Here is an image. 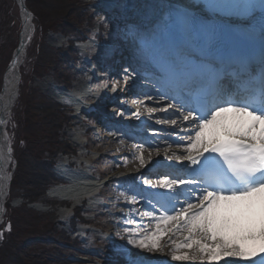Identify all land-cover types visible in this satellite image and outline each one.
Segmentation results:
<instances>
[{
  "label": "snow or ice",
  "instance_id": "1",
  "mask_svg": "<svg viewBox=\"0 0 264 264\" xmlns=\"http://www.w3.org/2000/svg\"><path fill=\"white\" fill-rule=\"evenodd\" d=\"M209 6L221 10L242 7L249 12L257 8L251 0L242 4L209 0ZM258 7L264 15V0ZM186 23L195 26L194 21ZM166 71L178 94L199 89L204 102L195 108L184 103L157 108L145 106L140 99L134 101L137 110L133 115L137 119L142 112L151 116L174 108L180 112L181 131L192 125L195 131L187 135L188 144L181 154L168 155V149H164L166 159L187 162L185 174L169 178L165 173L155 180L143 179L148 187L167 189L172 196L161 203L164 210L159 215L153 211L155 204L153 210L141 213L154 222L150 231L140 235L139 231L125 230L128 244L149 252L163 251L161 241L168 236L175 261L264 264V46L258 67L247 64L226 71L223 58L218 59L209 49L199 55L186 50L181 60L168 61ZM130 79V74L125 75L123 85L128 87ZM156 123L177 126V119L157 118ZM207 129L212 130L211 138L205 135ZM133 147L138 153L135 159L143 167L147 149L143 143ZM154 151L159 155V148ZM151 155L149 152V159ZM120 196L129 199L124 191ZM132 201L138 202L135 195ZM177 234L183 236L179 243L172 239Z\"/></svg>",
  "mask_w": 264,
  "mask_h": 264
},
{
  "label": "rangeland",
  "instance_id": "2",
  "mask_svg": "<svg viewBox=\"0 0 264 264\" xmlns=\"http://www.w3.org/2000/svg\"><path fill=\"white\" fill-rule=\"evenodd\" d=\"M30 1L31 5H26V8L28 9V11H31V13H33L35 19L33 21H29L32 29V31L30 32L31 38L29 39L28 44H26L27 46L25 47L24 53L21 56L22 64L19 70V90L17 98L12 105L11 111L7 117V123L5 126V130L8 135L9 146H11L10 154L12 159L9 166L10 169L8 168L9 171L7 170V172L11 174V176H14V174H16L19 170L18 164L24 162V160L19 162L20 158L24 155L26 158V154L28 152V150H25L26 147L23 143L26 134L25 123L28 121V116H26L28 106L32 105L33 103L41 104L44 102H50V104L58 105L59 113L62 114L60 116V119H62L63 116L64 120L67 123V125L66 123L64 125V130L70 144L69 149H73V147L76 148L73 145H78L79 143L92 150L98 148V150L95 151L97 154H95V152L91 154L90 152L81 150L82 146L76 148V152L78 155L76 159L82 157L80 161L84 162V164L78 165L75 161L76 159L72 158L71 156L70 160L72 162L74 160L75 162H73L72 166L69 167L70 171L69 169H66L67 172H69V176H65V174L59 172L60 169L58 168H61L62 166V164L60 163L65 159L60 156V158L57 159V164L54 169L56 175L58 176V179H64L65 184H70L72 186L73 184L80 182L79 176L82 175L81 171L87 170L89 172L86 177H89V179L93 180L92 182L95 183L94 185L96 187L90 189H86L83 187L81 188V190L78 192L79 194L77 195L80 196L82 192L86 193V198L84 199V201H81L80 199L75 201L73 200L72 202H67L69 203L70 207H67L64 210L60 209L58 211H55L56 207H51L52 205L49 206L47 204L50 208L46 209L44 212H41L38 211L40 210V208H38L37 204L43 198H37L36 200H34V202H31L34 203V205H30L31 203L30 201H28L29 199H27L29 198V195L25 196L24 193L25 187H14V183L16 181H14L12 178H10V180L8 179L7 199L3 204L4 216L2 217L3 221L0 224V234H2L0 235V248L8 251L10 255H17L19 258L23 259L22 263L25 264H27V260H29V258H44L48 254L53 256L54 259L59 257L58 259H56L58 264H113L110 255L114 256L115 258L116 256H119L118 258H122V261L128 260L125 256L128 249H132L135 251L140 250L141 252H144L145 249H140L128 244L127 234L117 237L119 238L118 241L120 239L125 240V242L127 243L126 246L106 243L107 240L113 237L112 227L123 230V227L132 226V224L128 222L123 223L122 219L117 218L118 216L116 215H112L113 213L111 214L110 211L112 210L105 208L108 205L106 200H109L111 204V200H113L114 194H116L117 190L121 188V186L116 183V179H112L111 181L106 180L107 184L105 186L101 185V183H97L98 177L96 172L100 173L101 176L103 175L102 177H104V179H111V177L106 176L107 173L104 174V172L109 169V172H111L112 168H114L115 162L114 160H112V162H109V159L105 157L107 164L106 167H104L101 166L102 163L96 161L101 156L102 149L100 148L101 143L99 144L97 142L98 135L96 134L99 133L95 129V131H89L85 134L84 130H82V133L75 137V139H77V141H74L75 144L71 140L70 136L71 131L80 129V125H82L83 128H89V125L96 124L95 119L100 122V118L98 117L99 115H78L75 110L76 107L73 103L72 106L70 105L71 102L62 103L58 100V98L57 101L53 103V101H50V99L52 100L54 97L50 90L47 88L48 86L52 89L54 88L56 94L58 92L57 95L60 96L58 90L63 92V90H61L60 88L61 85H59L61 84V82H57V80H59L60 78L61 80L69 79V81H73L75 82V84H77L82 78L87 79L88 71H95L97 66L96 60H93L95 64L92 65L91 59L93 57L102 59L104 56H108L110 48L112 47V45H114V43L115 45H117L119 39L114 38L110 40V43H103L101 45H97V43H95L92 39L88 42H84L83 44H77L71 49L72 52L70 50L71 54L67 56L68 59H65L62 53L66 50H69L68 48H70V45L67 46L68 43L66 40L68 38L64 39V31L60 32V30L54 27L53 23H48L51 18V13L53 12L50 10L48 13L46 12V14L44 12L45 10H42V8L38 7L37 2H39L40 4L41 0ZM88 1L90 0L77 1L79 3L78 9H83L82 13L80 14L81 20H83L81 22V29H83L82 31L84 32V34H86L87 37L100 38V35H102V37L106 40L108 39L107 30L114 33L112 29L117 26H114L112 23L114 20L112 18L110 19V17H108V15H106V13H104L103 10L100 9V6H102L103 4L97 0H94L93 3H91L92 5L89 9V13L86 12V8H88L86 7ZM73 4L74 3H72V5ZM19 12L20 11L14 0H0V25L3 24L4 30L11 29V36H7L5 38L7 40V44L5 45V54L0 55V93L3 89V75L8 64L7 62L12 58V56L14 55V51L19 47L20 44L19 35L21 34L23 27V17L20 16ZM59 12L60 13L55 14L56 18H67V16L64 14L65 11H62V9H60ZM101 12H103L104 15ZM87 14H89V16L93 19L92 22L88 20ZM97 14L99 17L101 16L99 26L97 25L98 20L95 18ZM32 22H34L33 25ZM87 25H90V27H88ZM101 28H103L102 31L99 30ZM2 57H5V59H3ZM55 67L59 68L56 69ZM82 68H85L87 72H83ZM106 74L107 73H105L104 75ZM74 86V84L71 85L68 91H74ZM103 89L105 90L106 88L101 83L98 84V87L92 86L89 89H86V91L90 92L88 93L90 96H94L96 94H101L100 92ZM67 94L72 93L67 92ZM75 117L79 120V123H76L75 120H73ZM92 119L94 120V122H92ZM139 122L140 121H138V123ZM157 127H160V125L158 124ZM146 128L150 127H139V133L140 131L141 133L142 131H145ZM104 130L106 131L105 128H102L101 135H105ZM101 135L99 136L100 138ZM119 137L120 139L124 138L121 137V135ZM113 138L116 137L113 136ZM57 157L58 156H56L55 158ZM87 160L90 161V163H93L92 168L86 166L87 164H89V162H86ZM26 161L27 158L25 159V163ZM155 163L156 162H152L150 164ZM116 178H121V176L117 175ZM137 178H139V180H137L138 184L142 183L143 185L144 178ZM47 198L48 202L50 201L49 204L60 203L59 200L52 199V196ZM74 207H79L82 210H80L77 213V217L72 220V208ZM23 217H29L30 219H26L25 221L22 219ZM112 217L115 218V220L118 222H111ZM34 220L35 223L33 226H31L28 222H32ZM6 222H8L10 227L8 232H4V227L7 224ZM22 222H25L29 226H22ZM72 229L75 230L72 231ZM14 232H21L20 234L22 238L18 239L17 237H15L17 234H15ZM26 232L27 234L25 235ZM15 243L22 244V249L24 250H21V252L14 250L13 247ZM69 244H71V246H68ZM171 247L172 246H170L169 249ZM155 252L156 251L151 252V255L155 258H158L160 255L156 254ZM181 263L193 264V262L190 261H183ZM196 263L200 262H194V264ZM246 263L247 262H242V264ZM234 264L240 263L239 261H235Z\"/></svg>",
  "mask_w": 264,
  "mask_h": 264
},
{
  "label": "bare ground",
  "instance_id": "3",
  "mask_svg": "<svg viewBox=\"0 0 264 264\" xmlns=\"http://www.w3.org/2000/svg\"><path fill=\"white\" fill-rule=\"evenodd\" d=\"M24 1L25 0H23L22 3ZM93 1L94 0L88 1V4L93 3ZM97 1L103 4L102 6H100V9H102L103 12L106 13L108 17H110V19L112 18L114 20L112 22L113 25L117 26L112 29L114 33L109 32L107 30L108 39L105 40L102 37V35H100V38L104 43L106 44L110 43V40L116 37L117 38L119 37V39L124 42L125 41L134 42V44L136 43L140 44L141 47L143 45H148L147 48H150L149 47V45H151L150 41H155L157 43L159 42V39L157 37L158 35H156L154 31H153L154 34L151 33L152 28H151V24L149 23V21H152V22L154 21L155 23V20H156L157 24L161 28L160 33L165 30V32L163 33L165 34L164 37L171 36L169 34V32L171 31L176 32V36L180 39L182 38V34H184V33L181 34V32L176 31L175 30L176 26L172 24H169L168 26L163 27V21L166 20V18L163 16V13L166 10L167 6L173 5L172 7L174 9L181 10L184 12H189L191 13L190 15L193 18L197 16H205L211 19L214 16H219L217 18L225 20V21L231 22V20H234L236 22L246 23L245 21L251 20V17L253 16L252 13L251 14L244 13L246 12V9H242V7L236 8V9H223V10L210 7L209 0H97ZM228 1L229 0H225L226 3H231V2L241 3V4L244 3V1L243 2H240V1L237 2L236 0H231V2H228ZM257 3L259 2H256L254 4H257ZM16 5L18 4L16 3ZM146 7H148V9H152L153 7H155L154 14H156V17L155 16L154 18L153 16H148L145 18L138 17L139 12L143 11L144 8ZM239 9L241 10V14H238ZM242 14H244L243 15L244 18L242 17ZM20 16L23 17V20L25 19L28 20L26 21L27 24L24 29V35L21 38L22 43L24 45H20L17 51L16 52L14 51L13 56L15 57V53H16L17 54L16 57L13 58L12 56V58L7 62L8 64L5 68L6 70L3 75V79H4L3 87H2L3 89H2V92L0 93V200L3 202V204L6 202V199H7L8 179L10 180V178L12 179L15 178V176L13 175L11 176V174L7 172V170L9 171L10 169L9 166L11 164L12 159H11V154H10L11 146H9L8 135L5 130V126L7 123V117L11 111L12 105L14 104L17 98V94L19 90V79H20L19 70L22 64L21 56L24 53V49L27 46L26 44L29 41L30 32L32 31V29L30 28L31 26H30L29 21L30 20L33 21L35 19L34 16L33 17L27 16L25 12H21ZM100 17L98 16V14L95 16V18L98 20L97 22L98 26H99V21L101 19ZM90 19L93 21L91 17ZM144 20H146L147 22ZM136 21H144L143 23H146V25L139 26L133 23ZM33 24L34 22H32V25ZM130 24H134L138 26V29H134V30L132 29V31L135 33L134 37H132L131 35H127V32L129 31L128 26ZM121 26L123 27L122 29L120 28ZM154 27L155 29H157L156 25ZM99 30L102 31L103 28ZM162 40H163V37H162ZM178 41L180 42V40ZM51 42H52V39H51ZM122 43L120 45L119 44L115 45L116 47L111 50L112 52L108 56H104L102 59L101 58L97 59L95 57L91 59L92 65L95 64L93 60H96L97 66H96L95 71H88L87 79L82 78L77 84H75V82L73 81H69V79L61 80L60 78L59 80H57L58 83L61 82V84L59 85H61L60 88L61 90H63V92L58 90L60 96L57 95L58 92L56 94V92L54 91V88L52 89L49 86L47 87L54 97L52 100L50 99V101H53V103H55L58 98V100L62 103L71 102L70 105L72 106V103L75 105L76 107L75 110L78 113V115H83V116L90 115L89 113H87V111L83 107H81L82 103H89V104H92V106L99 105L98 110L96 112H97V115H99L98 117L100 118L101 121L99 122L95 119V123L98 125L96 124H95L96 126L89 125V128L87 127L83 128V126L80 125L81 126L79 129L80 131L76 129V131H71L70 133L71 140L75 144L74 141H77L75 137L80 135V133H82V130H84V134H85L95 129L99 133V134H96L98 135L97 142L99 144L101 143L100 148L102 149V154L99 158L97 157L98 159L96 161L97 162L99 161L100 163H102L101 166L106 167L107 161L105 157L109 159L108 160L109 162H112V160H114L115 164L111 172H109L110 169L104 172V174L107 173L106 176H110L111 179L110 178L104 179V177H102L103 175L101 176L100 173L96 172L97 177H98L97 183H102L101 181H99V180H102V178L104 182L106 180L111 181L112 179H116V176L121 175L122 173H125L127 175L125 176L122 174L125 181H127V178L129 179V176L133 177V175H137V174L140 175L141 173L145 177H147V179L155 180L157 178H160L162 176V170H153V171L148 170L147 172L146 171L147 169H145V167L151 162L162 160L164 162H168V163L172 162L174 164H177L178 169H180L182 166V163L176 160L166 159L164 149L165 148L168 149V155H171L173 152H175L176 154H181L182 148L187 146L188 144L187 137L184 131H181V128L179 125L173 126L170 123H163L162 124L163 128H158L160 130V133H154L152 135H155V136L150 138V140H153L155 143H158L156 148H159V155L155 153L153 147L151 148L146 147L147 150L144 151L143 153L145 160H146V164L143 167H141L139 161L135 159V156L138 154L137 149L127 150L126 146L130 144L125 142L124 138L121 139L123 140V143H121L120 142L121 140L118 139L120 138L119 137L120 135L118 133H115V130L113 128H110V127L115 126L122 131L129 130L127 134L128 138L135 139V140L137 139L145 140L143 137H141V135L136 134V130L138 129V121H141V125H148L147 122H150V123L153 122V124L157 126L158 124L156 123V119L158 117L165 118L169 116L168 112H156V113H153L151 116L147 112H142V115L140 116L139 119H137L133 115V113H135L137 110V105L134 103V101L137 99L142 100L140 96H144L143 93L145 92V90L142 89V87H130V85L127 88L126 86H124L125 89L121 92L119 91V89L123 88L122 86L123 79L125 77V75L123 76V73H126L124 69L128 71L127 67L134 68L136 66L138 68L140 65L139 61L141 60L137 56L135 51L132 49V47L130 46H129L130 48L128 46L123 47L121 46ZM68 49L69 50H66L62 53L65 59H68L67 56L71 54L70 50L72 48L70 47ZM2 58L5 59V57H2ZM84 69H83V72L84 71L87 72L86 69L85 70ZM105 73L107 74L104 75ZM118 81L120 82L119 84H117ZM101 83L108 90H110L111 88L113 89V86H115L117 90L113 91V93H109L106 91V89L105 90L103 89L100 92L101 94L90 96L88 94L90 92H87L86 89H89L92 86L98 87V84H101ZM73 84L75 85L74 91H71V90L68 91V89ZM67 92H70L72 94L75 93L76 95L67 94ZM127 94L128 96L126 98L122 97V95H127ZM121 99L122 101L121 103H119L120 102L119 100ZM115 105L116 106L118 105V107H114ZM145 106L153 107V106L148 105V103H146ZM40 107H41L40 104L34 103L27 108L28 121L25 123V128H26L25 133L26 134H25V139L23 140V143L26 147L25 150H28L26 157L31 158L30 155L38 156L43 153V148L46 144V132H47L46 128L49 127V122H52L56 124L55 126L56 129L61 128V131H59L58 135H56V138L59 140L60 143L64 144V150L62 153L57 155L58 156L57 158L50 157L48 156V154H43V159L41 161L43 162L49 161V166H50L49 170H52V173L56 175L54 169L57 164V159L60 158V156L65 158L60 163L62 164L61 168H58V167L57 168L60 169L59 170L60 173L65 174V176H69V172H67L66 169H69V167L72 166L73 162L76 161L78 165L84 164V162L80 161L82 157H79L78 159H76V157L78 156L76 152V148H78L79 146H82L81 150H85L87 152H90L91 154L97 151L98 148L92 150L79 143L78 145L77 144L73 145L76 148L73 147V149H69L70 144H69V141L66 137L65 130H64V123H66V121H64L63 119H61V121H57L55 120L54 117H50V116H47L44 118L45 113L40 111L41 110ZM155 107L159 108V107H162V105H155ZM105 116H106V120H103L104 119L103 117ZM73 120H75L76 123H79V120L76 117ZM92 122H94L93 119H92ZM99 125L102 127H100ZM102 128L106 129V131L104 130L105 135H101ZM49 129H52V127H50ZM174 129H175V132L172 131ZM207 131L212 133L211 129H207ZM166 133L177 134L176 136L177 141L179 143H184V144L178 146V149H173L174 146H172L171 144L167 142H163L162 140H159V138H162V139L165 138L167 136ZM100 135H101V138L99 137ZM113 136L116 138H113ZM131 147H133V145H131ZM149 152H152L150 159H149ZM95 154L97 153L95 152ZM71 156L72 158H75L76 160L75 161L73 160L72 162L70 160ZM86 162H89V164H87L86 166L89 168H92L93 163H90V161L88 160ZM81 172H82V175L79 176L80 182L73 184L71 186L70 184H65L64 179L60 178L58 181L55 182V185L53 187H50L45 192L46 196L48 197L52 196V199H57L59 200V202L65 201L66 203L72 202L73 200L75 201V200H80V199L81 201H84V199L86 198L85 196L86 193L82 192L80 196L77 195L79 194L78 192L81 190V188L83 187L86 189H90V188H95L96 186L94 185L95 183L92 182L93 180L89 179V177L88 178L86 177L89 171L85 170ZM118 184L121 185V188H119L116 194H114L113 200H111L112 202L111 204L109 200H106L108 205L105 208L115 211L116 214H122L125 212L126 218H128L130 221H135V223H132L133 231H139L140 235H143L145 231H150L152 227L154 226V223L146 224L145 222L150 221V219L148 217L141 215L142 212L149 211L148 210L149 208L147 207V199L145 197H150V195H148L150 192L146 190V186L143 185L141 186V188H131L128 184L122 185L121 182ZM121 191H124L128 194L129 196L128 200H125L124 198L120 196ZM141 193H143V195H141ZM133 195L136 196V201L138 202L132 201ZM170 196H172V193L167 194V197H170ZM37 197L42 198L43 196L39 195ZM27 199H29L28 201H30V203L34 201L32 198H27ZM49 203L50 201L48 202V198L45 200L43 199L40 200V202L37 204L38 208H40V210L38 211L44 212L46 209L50 208L48 206ZM30 205H34V203H31ZM67 207H70V205L67 206L66 204H64V206L56 208L55 211H58L60 209L64 210ZM112 211H110L111 214L113 213L112 215H115L114 212ZM3 214L4 213L1 212V208H0V224L3 221L2 219V217L4 216ZM22 219L26 221V219H30V218L23 217ZM112 221L114 223L118 222L113 217L111 218V222ZM6 223L7 224L4 227V232H8L10 229L8 222ZM28 223L31 226H33L35 223V220L32 222H28ZM25 225L29 226L25 222H22V226H25ZM126 229L128 230L130 228L123 227L124 231ZM123 230H119L115 227H112L113 237L107 240L106 243L119 245V246H126L128 242L126 243L125 240H122V239L118 241L119 238H117V237L127 234ZM14 233L18 235L17 238L19 239V235H21L20 234L21 232H17V233L14 232ZM169 235H171V233H169ZM167 238L168 236H165L163 240L161 241V243L165 245L164 250L155 252L156 254L160 255L158 258L153 257L151 255V252L149 251L144 250V252H141L140 250L135 251L132 249H128L125 255L128 260L122 261V258H118L119 256H116V258L114 256H110V258H112L111 261H113V264H129V263L131 264L133 260H135L137 264H140L141 261H142V264H182L181 262L183 261H175L172 259V253H171L172 251H171V248L169 249L171 245L168 244ZM172 239L176 240V242H180L183 239V236H181L180 234H177L176 236H173ZM68 246H71V244H69ZM13 249L18 250L19 245L15 243ZM21 250H24V249H21ZM3 254L9 255L8 251H4L3 249L0 248V257H2ZM162 255H166V256H162ZM227 259L232 260L233 258H227ZM239 263L241 264L242 262L239 261ZM2 264H12V263L2 262ZM196 264H200V263H196ZM220 264H226L225 260H221Z\"/></svg>",
  "mask_w": 264,
  "mask_h": 264
},
{
  "label": "trees",
  "instance_id": "4",
  "mask_svg": "<svg viewBox=\"0 0 264 264\" xmlns=\"http://www.w3.org/2000/svg\"><path fill=\"white\" fill-rule=\"evenodd\" d=\"M78 0H41V3H38V7L42 8V10H45L44 12L48 13L50 10L53 12L51 13V18L48 21V23H53L54 27H56L60 32L64 31V37L68 38L69 45L72 47L74 45V42L78 39L79 36L83 34V31L81 29V13L83 9L79 8ZM30 0H27V6L31 5ZM72 3H74L72 5ZM31 8V6H30ZM60 9L62 11H65L64 14L67 16V18H56L55 14L60 13ZM46 13V14H47ZM70 16V17H69ZM69 18V19H68ZM68 20V21H67ZM11 36V29L4 30L3 24L0 25V55L5 54V45L7 44L6 37ZM6 57V55H5ZM34 104V103H33ZM41 112H44V118L47 116L54 117L55 120L61 121L60 116L62 114L59 113V107L56 104H50V102H44L41 103ZM29 107V106H28ZM27 116V114H26ZM62 119L64 120L63 116ZM27 120V119H26ZM65 121V120H64ZM65 125V123H64ZM56 124L49 122V127L46 128V144L43 148V153L41 155H30L31 158H27V161L25 163V155L20 158L21 162L19 163V170L16 174H14L15 178H13L14 181V187L21 188L23 186L25 196L29 195V198H32L33 200H36L37 196L41 195L43 196V200L47 199L46 191L49 187L55 184L58 179L56 176L52 173V170H49V161L43 162L41 161L43 159V154H48L50 157H56L64 150V144L60 143L59 140L56 138V135H58L59 131H61V128L56 129ZM52 127V129H49ZM25 158V159H24ZM48 159V157H47ZM25 163V164H24ZM28 180V181H26ZM18 185V186H17ZM31 195V196H30ZM34 202V201H33ZM52 205V206H51ZM59 205H63L61 203L58 204H49L51 207H57ZM22 225V223H21ZM32 232V231H31ZM33 233V232H32ZM27 232L25 233V235ZM17 237V235L15 236ZM19 238H22L20 235ZM19 249L17 251L21 252L22 244H18ZM5 251V250H4ZM9 253V252H8ZM0 261V264L2 262H11L12 264H25L22 263L23 259L19 258L17 255H6L3 254ZM51 255H46L44 258L40 257H33L29 258L27 260V264H58L56 259ZM11 260V261H10Z\"/></svg>",
  "mask_w": 264,
  "mask_h": 264
},
{
  "label": "water",
  "instance_id": "5",
  "mask_svg": "<svg viewBox=\"0 0 264 264\" xmlns=\"http://www.w3.org/2000/svg\"><path fill=\"white\" fill-rule=\"evenodd\" d=\"M16 1H17V3H18L19 8H20V13H21V12H25L27 16H30L29 13H28V11L25 9L24 2L22 3L23 0H16ZM26 21H28V20H27V19L23 20V18H22V25H23V27H22V31H21V34H20V38H19V40H20L19 47H20V45H24V44L22 43L21 38H22V36L24 35V29H25L26 24H27ZM19 47H18V48H19ZM18 48H17V49H18ZM17 49L15 50V52L17 51ZM16 55H17V54L15 53V57H16ZM15 57L13 56V58H15ZM11 65H12V63H11ZM11 65H10V67H11ZM0 208H1V212L3 213V202H2L1 200H0Z\"/></svg>",
  "mask_w": 264,
  "mask_h": 264
}]
</instances>
